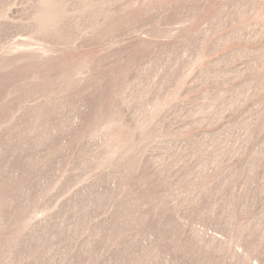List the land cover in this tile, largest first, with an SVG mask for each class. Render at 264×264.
<instances>
[{
	"label": "rangeland",
	"instance_id": "374dc122",
	"mask_svg": "<svg viewBox=\"0 0 264 264\" xmlns=\"http://www.w3.org/2000/svg\"><path fill=\"white\" fill-rule=\"evenodd\" d=\"M0 264H264V0H0Z\"/></svg>",
	"mask_w": 264,
	"mask_h": 264
}]
</instances>
